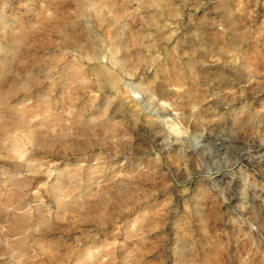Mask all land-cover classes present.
Wrapping results in <instances>:
<instances>
[{
    "label": "rangeland",
    "instance_id": "rangeland-1",
    "mask_svg": "<svg viewBox=\"0 0 264 264\" xmlns=\"http://www.w3.org/2000/svg\"><path fill=\"white\" fill-rule=\"evenodd\" d=\"M0 264H264V0H0Z\"/></svg>",
    "mask_w": 264,
    "mask_h": 264
}]
</instances>
